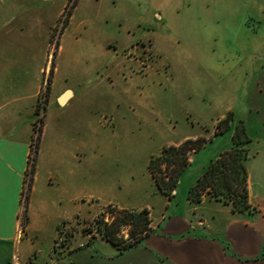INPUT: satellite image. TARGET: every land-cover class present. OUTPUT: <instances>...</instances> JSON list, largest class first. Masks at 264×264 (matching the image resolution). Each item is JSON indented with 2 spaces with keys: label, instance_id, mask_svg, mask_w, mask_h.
Returning <instances> with one entry per match:
<instances>
[{
  "label": "crops",
  "instance_id": "1",
  "mask_svg": "<svg viewBox=\"0 0 264 264\" xmlns=\"http://www.w3.org/2000/svg\"><path fill=\"white\" fill-rule=\"evenodd\" d=\"M27 1L25 9L36 11L37 0ZM97 1L101 4L103 0ZM117 1L129 8L133 2L140 3L146 15L151 12L157 15L158 22L165 25L172 22L177 27L149 26L147 30L156 32L155 37L131 38L123 44L124 48H138L148 41L154 55L152 61L142 56L138 65L121 53L112 52L106 61L94 60L97 71L77 74L62 87H55L54 76L51 91L56 97L45 109L23 227L22 190L32 146L40 73L46 60V31L44 27H35L33 33L27 27H3L15 22L4 19V12L20 5L14 3L5 8L0 5V264H264V202L255 200L249 173L248 200L254 213L232 211L204 195L194 203L188 196L189 188L207 164L230 146L231 132L221 138V133L214 134L212 128L226 112L234 110L237 100L224 102L211 121L202 120L205 111L214 105V95L221 98L229 95L227 82L215 83L214 87L209 80L222 81L228 73H235L236 79H253L260 84V62L239 55L238 50L236 55L232 54L245 27H214L225 23L237 0H110L111 7ZM184 16H189L195 27H181ZM44 20L35 19L40 24ZM15 24L24 25L20 19ZM62 52L59 43L56 58ZM107 63L111 68L102 74L101 65ZM195 68L205 72L202 80L197 81ZM150 87L155 95L149 93ZM247 88L246 85V91ZM103 91L112 96V103L97 118L93 117L94 127L107 130V138L97 137L93 143L99 160L106 154V145L110 152L133 136L134 124L150 129L144 135L146 170L142 179H134L130 169L127 177L118 178V186L126 193L120 200L103 198L101 191L108 186L102 183V189L96 192L99 200L113 202L119 208L145 207L149 212L151 232L122 254L102 237L79 243L71 251L54 247L58 229L73 224L74 217L80 215L79 181L84 177L78 166L75 169L65 160L61 145L64 126L75 127L77 118L66 123L61 113L76 101L84 98L85 102L86 97L94 98ZM255 92L249 89L247 95L252 97ZM146 99L152 100L151 103H144ZM81 106L85 112L88 105ZM47 109L52 112L50 120ZM198 136H204L206 142L188 157L180 182L196 156H201L181 196L179 185L171 196L158 190L147 168L150 156L159 154L163 146L178 145ZM213 142L215 147L208 149ZM80 148L77 143L75 151ZM136 196L139 198L134 202ZM154 196L156 202L152 200ZM80 197L86 199L84 195ZM42 239L48 241L44 249L39 242Z\"/></svg>",
  "mask_w": 264,
  "mask_h": 264
},
{
  "label": "rangeland",
  "instance_id": "2",
  "mask_svg": "<svg viewBox=\"0 0 264 264\" xmlns=\"http://www.w3.org/2000/svg\"><path fill=\"white\" fill-rule=\"evenodd\" d=\"M28 2L27 0H0V5L4 8L14 3L15 5H20V8H8L9 10L4 12L3 18L15 22L20 19V22L24 24L21 26L19 24L16 25L15 22H11L3 27H27V30L30 29L32 31L29 33H33L35 27L36 29L38 27H44L46 31V60L42 65L40 73V89L36 97L34 120L32 123L31 154L35 157L42 133L45 109L56 97L55 92L51 91V83L54 76L56 82L55 87H62L66 82H71L77 74L86 75V73L97 71L96 65L94 66L93 64V62H95L94 60L104 61L112 52L121 53L130 61H135L138 65H140V58L142 56H145L146 60L152 61L151 59L154 55L150 45H147L148 41L144 42L143 45H138V48H124L123 44L131 38L140 40L142 37L144 38V36L146 38L155 37L157 33L148 31L147 29L149 26L157 28L177 26L172 22L169 25L158 22L157 15H152L151 12L146 15L143 7H141L142 5L135 2H133L131 8H129L126 4H121L119 1H117L115 7H111L110 0H103L101 4L97 0H37L38 6L36 7V11L25 9ZM224 2L225 1H222V3ZM226 2L230 3V1ZM236 2L237 4L232 7L233 12L229 13V18L225 23L222 24L220 20L222 25L215 24L214 27H245V30H241L239 33L240 38L239 41L236 42L235 46L237 47L233 49L232 54L236 55L235 50H238L240 52L239 55L241 54L249 60H257L258 63L260 62V69H262L260 70V84L253 79H236L235 73H228L227 77L222 79V81L220 79L209 80L214 87L215 83L223 84L227 82L230 87L229 95L222 98L219 94L214 95V105L209 107L201 118L205 122H209L216 115L224 102H231L233 99L237 100V104L232 111L234 120L231 126L225 131L216 133L218 128L215 124L212 131L214 134L221 133L219 136L224 138L227 133L232 132L235 123H237L238 120H242L245 132L249 138L246 144L248 147V156L246 159L247 175L249 173L250 186L255 200L263 203L264 0H237ZM20 11H22L21 14L19 13ZM38 17H40L41 20L45 19L44 24L35 21ZM189 18V16H184L181 27H195ZM127 24L132 27H126ZM170 37L173 38L172 36ZM59 43L63 47V52L56 58ZM100 46L103 48H100ZM76 57H78V59L82 58V60L77 61L75 59ZM92 57L94 58L92 59ZM110 68L111 64H102L99 72L105 74ZM195 69L197 81L202 80L203 76H206L205 72L199 68ZM67 75L70 76L68 79L66 78ZM73 75L75 76L72 77ZM246 85L248 90L251 89V92L256 91L254 96L251 97L247 95L248 90L246 91ZM96 90L102 91L103 88H96ZM151 90L152 88L150 87L149 93L155 95V92L152 93ZM238 91L240 95L237 96L235 94ZM214 93H216L215 90ZM83 100L84 98L82 101H76L61 113V117H63L62 119H64V121L66 120V123L68 120L77 118L75 127H71L74 125L64 126L61 145L63 146L62 153L66 158L65 160H68L70 164L74 165L75 169L76 166H78L80 175H84L83 181L82 179L79 181V195H84V198L86 197L85 200H82V197L79 196L78 203L80 211L78 213L80 215L74 217L72 221L73 224L68 223V225L62 226V230L58 229L56 238L54 239V247H65L64 249L68 251H71L79 243L88 242L95 237H102L96 229L95 219L101 215L104 221L109 222L113 215H115L113 210L121 209L113 202L107 203L99 200L101 197L98 199L96 192H98V188H101V183L108 186L107 189L104 190L101 188V194L104 197L101 196L103 198L120 200L126 193H123L118 186V178H125L126 174H128V169H130L134 173V179H142L143 172L146 170V139L144 135L150 130L142 124H134L133 136H130V139L125 143H119L117 148L110 150V152L107 150L108 145H106V154H103L101 160H99V152L93 150V143L97 137L102 139L107 138V130L103 131L104 129L101 130L94 127L92 125L94 123L93 117L97 118L99 113L109 109V104L112 103V96H109L108 93L103 91L99 96H95L94 98L86 97L85 102H83ZM151 101L150 99H146L143 102L151 103ZM155 101L156 100H154V102ZM84 104L86 106L88 105V107H85V112L81 111V105ZM51 114L52 112L47 109L48 120H50ZM77 143H79V145L81 144L79 152L75 151V145ZM215 145L216 144L213 142L207 147L208 149H212ZM191 151L188 152V157L192 153ZM108 154L109 156H107ZM200 157V155L196 156L195 162L183 177L182 182H180L179 176V180L176 184L177 187L179 185V197L181 196V191L184 190L183 187L190 181V177H192V175L194 176L193 173L195 172L196 165L200 161ZM183 171L184 169L181 171V174ZM29 176L30 174H25L24 179L26 182ZM175 188L176 186L173 191ZM28 193L29 189L22 192V211L20 214L22 227L27 217L25 206L28 202ZM201 195L218 200L232 210L229 202L216 199L208 191H202ZM127 197L129 198V196ZM137 197L139 198V196H136V201L134 202H137ZM152 200L156 202L157 197H152ZM190 200L194 203L198 202L191 198ZM126 209L139 210L136 208ZM244 212L254 213V208L250 207L248 211ZM87 235H89V237H87ZM119 235L122 236L123 239L126 238L128 235V227L122 225L119 230ZM39 242L43 245L42 249L45 248V244H48V241H44V239ZM39 258L46 257L40 256Z\"/></svg>",
  "mask_w": 264,
  "mask_h": 264
},
{
  "label": "trees",
  "instance_id": "3",
  "mask_svg": "<svg viewBox=\"0 0 264 264\" xmlns=\"http://www.w3.org/2000/svg\"><path fill=\"white\" fill-rule=\"evenodd\" d=\"M233 120L232 111H228L217 121L216 133L228 129ZM248 140L242 120H238L231 132L229 148L207 164L196 182L189 188V198L199 201L201 192L208 191L216 199L229 202L233 211H248L251 207L248 200L246 169ZM205 142L204 136L189 138L178 145L163 146L159 154L150 156L147 168L161 192L171 195L181 171L188 163V152L199 150ZM34 160L35 157L32 154L29 155L26 173L30 176L26 190L30 188ZM113 211L115 215L109 222L104 221L101 215L95 219L96 229L102 238L115 246L118 254H122L125 250L137 245L151 232L149 212L145 207L139 210L121 208ZM122 225L128 227V235L124 239L119 235Z\"/></svg>",
  "mask_w": 264,
  "mask_h": 264
},
{
  "label": "built area",
  "instance_id": "4",
  "mask_svg": "<svg viewBox=\"0 0 264 264\" xmlns=\"http://www.w3.org/2000/svg\"><path fill=\"white\" fill-rule=\"evenodd\" d=\"M31 151H32V146H31ZM32 152H30V155H31ZM27 174V173H26ZM27 187V182L24 180V187H23V190L22 192H24V190L26 191V188Z\"/></svg>",
  "mask_w": 264,
  "mask_h": 264
}]
</instances>
